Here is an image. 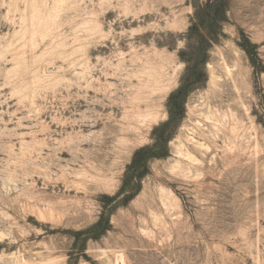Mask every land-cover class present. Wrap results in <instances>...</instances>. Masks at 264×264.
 <instances>
[{
	"label": "rangeland",
	"instance_id": "rangeland-1",
	"mask_svg": "<svg viewBox=\"0 0 264 264\" xmlns=\"http://www.w3.org/2000/svg\"><path fill=\"white\" fill-rule=\"evenodd\" d=\"M116 253L264 264V0H0V264Z\"/></svg>",
	"mask_w": 264,
	"mask_h": 264
},
{
	"label": "bare ground",
	"instance_id": "bare-ground-1",
	"mask_svg": "<svg viewBox=\"0 0 264 264\" xmlns=\"http://www.w3.org/2000/svg\"><path fill=\"white\" fill-rule=\"evenodd\" d=\"M210 67L212 68V84H214L215 87H221L222 83H223V85H225L226 82H224V81L229 80V79H225V78L230 77V79L232 80L231 75H233L234 70H233V67H231V65L229 64L228 60H222L219 63H216ZM233 81H234V79H233ZM230 84H232V83H230ZM218 90H219V88H218ZM178 153H180V152L178 151ZM113 264H127L126 259L124 257V254L123 253H116L115 254V260H114Z\"/></svg>",
	"mask_w": 264,
	"mask_h": 264
}]
</instances>
